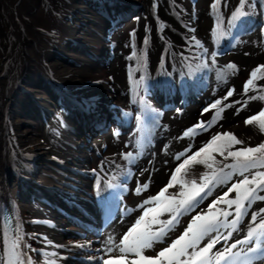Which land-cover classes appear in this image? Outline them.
Wrapping results in <instances>:
<instances>
[{"label":"bare ground","instance_id":"obj_1","mask_svg":"<svg viewBox=\"0 0 264 264\" xmlns=\"http://www.w3.org/2000/svg\"><path fill=\"white\" fill-rule=\"evenodd\" d=\"M30 1L16 0L11 4L8 0H0V39L7 38V43L5 41L0 47L2 49L4 47L5 52H10L9 57L4 60L6 76L1 78L5 81L1 83L4 89L0 90V170L5 169V164L7 165L9 180L7 184H3L2 179L0 180V191L4 197L8 192L15 195L22 183L33 186L38 181L37 192L45 194L63 211L60 213L56 209L46 208V217L56 223V228L43 230L36 223L37 219L42 220L39 218L40 212H43L42 207L31 202L16 201L17 234L26 246L22 253L26 264L29 262L30 264H96L95 260L100 250L96 240L87 241L70 236L59 241L64 245L63 249L54 250L51 247V243L58 237V232H71L74 228H81V224L75 219L91 220L94 212L91 208L90 193L95 191V182L86 183L84 180L72 178L70 170L75 167L81 168V159L85 157L88 149L76 148L72 141L68 140V135L75 137L66 132L71 125L68 114L63 113L60 120H55L54 117H50V113L59 112V103L68 109L74 107L76 110H79L81 105L92 104V111L96 113L99 102L102 108L107 100L117 97L120 93L119 88L125 86L131 47L130 51H124V56L118 58L110 69L104 68L106 60L103 61L104 63L100 62L97 53L109 55V45L106 42L109 31L107 28L116 21L114 16L117 13L124 8L132 9L133 12L138 10L140 27L144 28V21L151 22L149 15L151 2L150 0H34L31 4ZM212 1L201 0L200 7L204 11L197 22V33L185 31L173 20L161 34L156 31H151L148 36L144 32L140 34L142 40L145 37L152 38L154 51L152 57L155 63H158L162 51L167 46L176 58L181 49L186 48L183 42L184 35L208 36L212 24L207 12ZM237 1L232 0V2ZM107 9H113L115 12H107ZM167 12L165 6L162 15H166ZM134 26L135 24L131 25L130 29ZM126 34L128 35L127 31ZM126 34L121 33L117 38L123 40ZM47 35L52 39L66 41V45L56 47L52 40L48 43ZM119 49L124 50L123 46ZM91 55L94 60H91ZM0 57L2 58L3 54ZM63 57L71 60V63L63 60ZM234 59L241 65L240 78L244 81L248 75L251 78V73L257 65L264 63V54H260V48L255 46L253 40ZM111 74L116 78L114 83ZM263 75V71L258 72L256 79ZM100 78L107 80L108 85L100 82ZM110 86L116 88L117 94L109 90ZM128 93L132 98L135 96L137 99L140 98L137 93L131 91ZM174 93L175 90L160 85L151 92L150 97L156 99L164 96L173 101L171 105L173 106L177 103ZM189 114L194 120L193 111ZM246 116V112L238 117L229 113L226 126H229L248 145L258 146L264 143V131L260 130V123L246 124ZM81 121L75 123L82 125ZM186 122L182 119L181 122L176 120L173 124L182 127ZM113 131L124 132L119 125ZM131 140L126 135L124 150H127L128 154L134 148ZM57 164L60 168H56ZM21 165L24 175L19 182L15 170H19ZM94 168L96 163L90 166V169ZM162 177L165 175L164 169L161 168L154 175L158 186L162 184L159 181ZM74 186L81 189L79 194L74 193ZM261 209H264L263 200L255 204L253 211L247 217L246 228L254 225L251 216ZM84 210L90 214L87 218L83 216ZM260 220L261 216L258 215L256 223ZM177 238L171 240L168 246ZM36 247L44 250L46 255L37 254ZM162 249H156L153 254L158 255Z\"/></svg>","mask_w":264,"mask_h":264},{"label":"snow or ice","instance_id":"obj_2","mask_svg":"<svg viewBox=\"0 0 264 264\" xmlns=\"http://www.w3.org/2000/svg\"><path fill=\"white\" fill-rule=\"evenodd\" d=\"M218 2L219 0H217ZM243 5L244 0H241V7L233 13L234 19L246 14L242 11ZM131 35L134 37L135 33L133 32ZM197 46H200L198 42ZM136 54L134 51L133 56ZM229 67L234 66L229 65ZM261 71H264V66H258L252 71L251 78L244 85L245 94L253 85L257 73ZM233 92L234 90H229L225 99L232 96ZM261 98L264 99V97ZM250 99H255V97H250ZM235 103H240V101ZM220 104L221 101L217 100L211 105V108L217 109ZM231 106L227 105V107ZM222 111L223 108L216 111L213 122L221 116ZM239 111L240 109H237V114ZM254 121H261L259 127L261 131H264V111L247 119L245 123L251 125ZM209 126L211 125L202 121L195 125L193 129L186 130L183 136L191 137L197 128L206 130ZM235 145H245V142L231 133H217L193 155L183 159V162L175 168L174 173L171 175L170 182L157 195L144 201L142 207L145 205L152 206L146 208L143 215L135 221V224L128 229L122 239L115 242L111 237L108 238L107 253L110 254L114 249H118L121 255L105 259L103 264H213V258L209 256V253L217 243L227 242L231 239L232 232L236 230L241 218L247 213L245 203L247 202L250 205L254 200H264V196L256 194L257 190L264 191V171H252L253 169H264V143L255 147L244 146L238 150H232ZM189 151H191V145L185 150V153L176 156V159L180 160L181 156H186ZM213 153H218L224 160L231 158L232 163L219 167L223 161H217ZM201 156L205 158L203 160L198 159ZM190 163H203L207 168L212 169V174H203L204 183L200 187H197L195 180L190 181L193 191L191 194L186 195L184 189L189 181H179V176ZM225 168L231 169V171L225 172ZM234 175L241 177V179L232 182L229 189L230 192L236 193L234 199L228 198V192L218 196L208 206L206 214H197L188 224L183 234L169 246L160 250L157 256L147 257L143 254L144 249L151 248L153 241L160 240L165 234V229L173 224L178 210L190 211L194 209L201 200L212 195V187L226 185ZM177 182L181 183L182 190L179 193L181 199L177 200L175 196L166 197L165 194L168 189ZM209 185H212V187ZM143 187L147 188V184ZM137 191H139V188ZM222 203L226 204L229 210L217 207ZM233 205H235L234 213L230 210ZM164 211L173 212L172 218L167 221H159L164 227H161L158 232L152 231L151 224L157 223V217ZM150 215L151 223H146V218ZM233 215L234 218L229 222L228 217ZM258 215L261 216V220L259 224H256ZM251 222L255 227H250L243 239L233 241L231 244L225 243L223 251L217 249V260L223 258L226 254L225 264H257L258 259L264 260V209L253 213ZM221 229H231L232 231L222 233ZM213 233H216V235L213 236ZM206 237L208 243L200 248V243ZM245 245H251V247H243ZM190 249L191 251H189ZM128 254H132L134 258L129 259ZM5 255L7 259L0 258V264H25L20 251L19 235H16L15 239L6 242Z\"/></svg>","mask_w":264,"mask_h":264},{"label":"rangeland","instance_id":"obj_3","mask_svg":"<svg viewBox=\"0 0 264 264\" xmlns=\"http://www.w3.org/2000/svg\"><path fill=\"white\" fill-rule=\"evenodd\" d=\"M11 4H12V1L13 0H8ZM14 1H16V0H14ZM33 1L34 0H31L30 1V3L31 4H33ZM32 6V5H31ZM31 6H29V7H31ZM39 11L41 12V14H43V11L39 8ZM59 25H60V23H59ZM123 33H125L126 32V30H124V31H122ZM47 37L49 38L48 40H47V42L48 43H51V40H52V38H50V35H47ZM7 38L6 37H2L1 39H0V43H2V44H5V43H7V42H3L4 40H6ZM58 41V40H57ZM55 42H56V40H55ZM61 45H64L63 44V42L62 41H58ZM45 45V44H44ZM54 45H55V43H54ZM46 46V45H45ZM2 48L0 47V55L1 54H3V57L1 58L0 57V90L1 89H4V86L2 87L1 86V83L3 82V81H5V79H1V78H3V77H5L6 76V70H5V68L3 67L4 66V60L6 59V58H8L9 57V55H10V52L9 51H6L5 52V50H4V47H3V49L1 50ZM9 54V55H8ZM8 56V57H7ZM92 56V55H91ZM65 57H63V60H67V59H64ZM102 58V57H101ZM103 59V58H102ZM40 62V61H39ZM42 62H44L43 60H42ZM67 62H69L68 60H67ZM42 64V63H41ZM104 68H106V66H104ZM38 79V78H37ZM39 80V79H38ZM5 83V82H4ZM6 91L7 90H5L4 91V93H6ZM24 150H25V148H23ZM2 176V175H1Z\"/></svg>","mask_w":264,"mask_h":264}]
</instances>
